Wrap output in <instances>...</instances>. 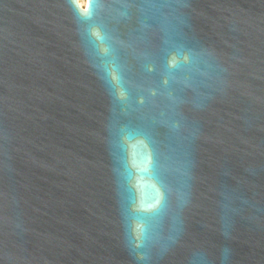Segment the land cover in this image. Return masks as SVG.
<instances>
[{
    "label": "water",
    "instance_id": "water-1",
    "mask_svg": "<svg viewBox=\"0 0 264 264\" xmlns=\"http://www.w3.org/2000/svg\"><path fill=\"white\" fill-rule=\"evenodd\" d=\"M0 0V264H264V0Z\"/></svg>",
    "mask_w": 264,
    "mask_h": 264
},
{
    "label": "bare ground",
    "instance_id": "bare-ground-1",
    "mask_svg": "<svg viewBox=\"0 0 264 264\" xmlns=\"http://www.w3.org/2000/svg\"><path fill=\"white\" fill-rule=\"evenodd\" d=\"M80 5L84 8L87 5V0L80 1Z\"/></svg>",
    "mask_w": 264,
    "mask_h": 264
}]
</instances>
